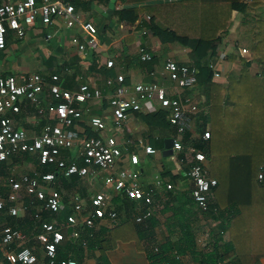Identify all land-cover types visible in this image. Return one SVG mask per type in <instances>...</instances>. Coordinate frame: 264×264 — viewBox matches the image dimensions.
Here are the masks:
<instances>
[{"label": "trees", "instance_id": "1", "mask_svg": "<svg viewBox=\"0 0 264 264\" xmlns=\"http://www.w3.org/2000/svg\"><path fill=\"white\" fill-rule=\"evenodd\" d=\"M121 2L125 5L115 9L120 21L135 23L141 14L149 13L150 16L143 21V25L159 37L164 48L171 43L188 46L190 59L180 63L192 64L196 69L197 83L210 84L215 92L209 99L213 104L210 106L212 132L208 144L210 174L217 178L218 184L210 193L207 212H202L197 206L192 190L181 191L173 187L168 189L165 200H161L163 205L159 208L160 213H168L165 224L169 236L162 243L153 244L155 228L161 223L158 213L142 222L124 217L116 222L109 220L98 229L83 225L78 238L68 237V231H65L66 237L58 252L59 260L68 257L82 258L89 250L99 246V264H110L106 258L109 247L106 234L109 232L113 241L121 237L135 238L137 241L144 239L151 262L168 260L172 264H183L178 258L180 255L190 256L194 264H264V179L258 180L259 166L264 161V69L254 73L249 70L253 60L264 65V19L256 12L258 7L264 5V0ZM237 12L240 13V18L236 45L240 47L244 70L239 78L233 79V85L222 88V92L229 94V101L226 102L225 94L214 87L213 79L217 70L214 62L219 53L218 46L225 34L231 31ZM244 47L251 51L250 58L243 52ZM143 62L151 65L158 62V57L152 55ZM45 76L49 78L51 75ZM49 105V99L45 98L39 105L28 100L21 104V110L15 116L19 124L40 133L42 127L49 122L45 115ZM28 114L34 115L38 121H28ZM169 114L168 108L161 107L149 119V124L175 132ZM186 139H189V134ZM204 143L201 140L200 149L204 147ZM160 144L164 145V142ZM63 153L65 157H69L67 150ZM13 158L15 161L31 162L39 172H59L60 187L63 185L69 188V183L78 185L80 180L78 174L65 175L57 164L42 163L36 154L24 153ZM8 166V161L2 162L0 166V173L5 177L9 175ZM121 194L115 195L112 200L120 205L124 213H128L135 202ZM62 196L65 207L60 212L44 210L42 219L56 218L61 223L66 222L75 208L72 197ZM25 203L33 212L37 233L40 227L35 213L40 202L27 195ZM201 212L204 217L209 215L218 221V228L214 229L212 240L205 247H200L196 241L195 222ZM0 218V230L4 224L16 222L22 227L27 226L26 224L30 225L29 228L32 226V221L5 213L4 210L1 211ZM155 246H158V251H155ZM7 249L9 247L5 248L0 244L1 258H4ZM39 250L40 246L35 248L38 256Z\"/></svg>", "mask_w": 264, "mask_h": 264}, {"label": "built area", "instance_id": "2", "mask_svg": "<svg viewBox=\"0 0 264 264\" xmlns=\"http://www.w3.org/2000/svg\"><path fill=\"white\" fill-rule=\"evenodd\" d=\"M56 17L64 19L68 27L77 23L89 32V42L96 40L97 27L88 18L81 20L73 0H0V49L7 46L8 29H14L18 37L23 38L29 26L38 20L50 24ZM73 41L83 49L85 44L77 36ZM243 52H249L244 47ZM142 59L152 57L151 52L141 50ZM215 64V63H214ZM115 65L113 59H108L103 68L109 70ZM69 70V68H67ZM164 71L167 72L172 84L180 88L196 86V69L192 64H183L169 57L166 59ZM215 75L219 73L215 72ZM106 85L110 90L109 103L113 111V128L121 129L131 111L139 110L143 100L158 97L161 107L169 109V120L175 127L173 135V150L180 152L190 149L188 178L193 183L192 196L202 212L209 211L210 193L217 186L218 180L210 174L208 166V150L199 149L186 144L185 137L192 128L193 118L199 112V103L190 96L169 94L159 82L138 81L129 84L123 73L108 77ZM48 88L49 108L46 117L49 119L41 129L28 130L19 124L16 114L25 101L41 103L45 98L43 93ZM103 91L100 87H92L84 82L75 89H69L61 84V76L53 73L49 78L39 72L5 73L0 71V166L2 162L13 157L30 153L37 155L42 163L57 164L65 175L78 174L81 177L96 175L97 169L108 172L105 183L125 194L135 202L134 215L136 222H142L155 212L154 188H172V183L164 185L161 176L157 175L155 184L145 181L139 171L125 166L119 171L113 169L118 159L123 155V146L114 134L107 136L99 134L109 126V121L99 114L92 113L90 101L100 98ZM86 121L90 130L80 126ZM98 132V133H96ZM203 137H211V131L205 130ZM145 152L155 154L157 149L145 144L142 138L136 141ZM65 150L75 151L65 157ZM131 161L139 163L138 153L130 155ZM59 172H39L37 169L15 174L11 172L6 177L0 173V214L17 215L24 208L25 196H31L39 203L35 217L39 219L41 232L38 238L42 243L44 256L40 257L34 247L27 245L28 235L19 224H4L0 230V244L9 249L1 264H80L74 257L58 258L59 248L66 237L65 230L71 229L70 236L78 238L83 225L97 227L103 220L116 221L120 214L113 197L104 191H97L91 196L77 195L73 199L74 212L68 215L65 223L56 218L42 219L44 210L60 212L65 207V201L60 190L55 185ZM264 179V161L259 166L258 180ZM212 233L203 232L196 237L197 244L205 247L212 240ZM158 251V246H155ZM178 256L183 264H194ZM151 264H172L171 261H157Z\"/></svg>", "mask_w": 264, "mask_h": 264}, {"label": "crops", "instance_id": "3", "mask_svg": "<svg viewBox=\"0 0 264 264\" xmlns=\"http://www.w3.org/2000/svg\"><path fill=\"white\" fill-rule=\"evenodd\" d=\"M73 1L77 12L81 16V20L83 21L88 18L96 25L98 30L94 42H89L90 34L80 23H77L73 27H68L61 17H56L50 24H43L38 20L35 24L27 28L26 35L23 38L18 37L16 31L10 28L7 34V46L5 49H0V71L5 73L34 71L44 75L58 73L61 76L62 86L66 88L75 89L84 82L89 83L92 87H100L103 91L102 97L92 99L90 106L92 113L99 114L109 121V126L105 130L100 131L99 134L104 136L109 134L116 135L124 151L122 157L117 160L113 171L117 172L125 166L131 167L139 171L145 181L149 183L153 182V185H156L155 177L159 175L165 186L168 183H172V187L176 190L191 191L193 183L190 182L187 175L189 160L191 159L190 149L186 148L180 152L174 151L172 154L164 153L165 140L173 137L175 132L149 124V119L161 108L158 97L143 100L141 109L131 111L123 127L121 129H115L113 128V111L109 103L110 90L106 85V79L108 77H115L118 73H123L129 84H134L138 81H156L163 85L169 94H182L183 96L194 98L198 101L200 109L198 114L193 118V125L188 131L189 139H186V144L199 148V143L203 140L205 141L203 148H206L208 154H210L208 139L203 137V133L207 129L212 130L210 106L213 103L209 99L215 92L210 88V84H197L190 88L176 87L172 84L167 72L164 71L165 61L169 57L179 62L189 61L190 48L176 43H171L168 47L164 48L159 37L152 34L143 25V21L145 19L148 20L149 13L141 14L135 23H124L120 21L118 15L115 13V9L125 5L121 0ZM260 7L264 8V5ZM260 16L264 19V14ZM235 17L236 21L231 31L225 34L223 41L218 46L219 53L214 62L219 73V75L214 76V87H217L221 92L223 90L222 88L233 85V79L239 78L244 70L240 47L238 48L236 45L239 37L238 20L240 13L237 12ZM75 36L85 44L83 49L73 41ZM142 49L157 56L158 62L151 65L144 63L143 61L147 59H142ZM247 56L248 58L251 57L250 50L247 52ZM108 59L115 61V65L109 68L111 69L109 71L110 73L103 68V64ZM259 67L262 68V70L260 69L262 72L264 65L258 60H253L251 66H249V70L252 73L258 72L256 68ZM48 92L49 90L46 88L43 93L45 99L49 97ZM222 94L224 95L225 93L222 92ZM228 95L227 93L224 95L226 102L229 101ZM27 119L32 123L36 122V120L38 121L32 114H28ZM80 126L87 128L88 131L90 130L88 129L90 126H88L86 121H81ZM139 138H142L145 144L154 146L157 152L155 154L145 152L143 147L136 142ZM162 141L164 145L160 144ZM68 152L70 155L75 153L74 150L71 152L68 150ZM132 153L139 154V163L135 164L131 161L130 155ZM12 159L8 162L10 163ZM208 159L209 166L210 155ZM14 162L16 161L14 160ZM26 163L32 165L35 169L34 164L31 162ZM107 173V171L104 172L97 169L96 175L80 176L78 185H71L69 183V188L63 185L60 187L59 178L55 185L59 190L61 188L60 192L62 195L70 196L73 199L77 195L91 196L97 191L107 192L113 198L115 195H122L112 185L105 183V175ZM168 189L164 186L154 188V202L156 205L154 214L158 213L161 223L155 228L153 244L162 243L169 236V231L165 224V216L161 217L159 209V203L161 202L157 200L163 195L165 196L163 200H165ZM33 200L35 199L33 198ZM113 205H116L120 214L116 221L124 217H129L135 221L134 215L137 213L134 210L135 204L128 213H124L117 202H113ZM105 222H109V220H103L95 229H98ZM20 227L23 230L22 226ZM195 228L197 230V236L206 230L213 235L214 229L218 228V221L209 215L204 217L201 212L200 217L195 222ZM160 229L163 230L162 236L158 235ZM35 230L37 231V226ZM36 231L34 235L38 243L35 244L33 238L28 236L29 240L27 245L34 247V249L40 246L39 256L43 257L42 243L38 238L41 230L39 228L37 233ZM65 231H68V237H70L69 233L71 229H66ZM225 236L227 237V233ZM106 241L107 245H109L106 250V258L110 264H151L144 239L137 241L135 238L121 237L113 241L111 240V234L107 232ZM100 255L101 252L98 246L88 251L82 258L77 259L80 264H99ZM185 258L190 260L191 257L186 256ZM2 260L3 258L0 257V264ZM262 261L264 263V257Z\"/></svg>", "mask_w": 264, "mask_h": 264}, {"label": "rangeland", "instance_id": "4", "mask_svg": "<svg viewBox=\"0 0 264 264\" xmlns=\"http://www.w3.org/2000/svg\"><path fill=\"white\" fill-rule=\"evenodd\" d=\"M256 12L258 14H260V15L261 14H264V8L263 7H259V8L256 9ZM260 69L262 70L261 67L256 68V71H259L260 72ZM7 168H8L7 170H9L8 173L14 172L17 175L20 174V173H22V172H27V171L33 170V166L32 165H30V164H28L26 162H23V161L22 162L21 161L14 162V159H12V161L9 163V166ZM163 196L160 199H157V200L161 202V200H163ZM161 204L162 203H159V206H160L159 208L162 207ZM167 214L168 213H164L163 212V213H161V217H164ZM17 215L19 217H22L23 219H27L29 221H32V223H31L32 226L30 228H29V226H30L29 224H26L27 226H23L22 228H23V230H25L24 232H26L29 237H32L33 238L35 244H37L38 241L36 240L35 235H34L35 234L36 223L34 222V219H33V212L30 210V208H28V207L25 206L24 208H22L19 211V213ZM15 224H19V223H15ZM162 231L163 230H161V229L159 230V233H158L159 236H162L163 235V232ZM189 261L192 262L191 258H190Z\"/></svg>", "mask_w": 264, "mask_h": 264}, {"label": "water", "instance_id": "5", "mask_svg": "<svg viewBox=\"0 0 264 264\" xmlns=\"http://www.w3.org/2000/svg\"><path fill=\"white\" fill-rule=\"evenodd\" d=\"M165 150L164 153L172 154L174 152L173 150V137L167 138L165 140Z\"/></svg>", "mask_w": 264, "mask_h": 264}]
</instances>
